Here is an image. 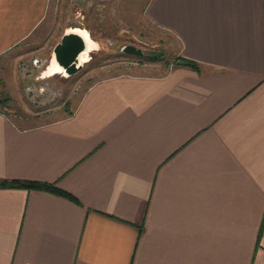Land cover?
<instances>
[{
	"label": "crops",
	"instance_id": "crops-1",
	"mask_svg": "<svg viewBox=\"0 0 264 264\" xmlns=\"http://www.w3.org/2000/svg\"><path fill=\"white\" fill-rule=\"evenodd\" d=\"M52 0H0V57ZM179 45L159 76L89 88L37 126L0 111V264H264V0H150ZM91 37L88 28H68Z\"/></svg>",
	"mask_w": 264,
	"mask_h": 264
},
{
	"label": "rangeland",
	"instance_id": "rangeland-1",
	"mask_svg": "<svg viewBox=\"0 0 264 264\" xmlns=\"http://www.w3.org/2000/svg\"><path fill=\"white\" fill-rule=\"evenodd\" d=\"M150 0H52L44 24L0 57V111L26 125L73 113L95 83L126 75L159 76L178 66L179 45L146 17ZM68 28H88L96 45L75 75H45ZM127 45L143 56L122 52ZM92 55V56H91Z\"/></svg>",
	"mask_w": 264,
	"mask_h": 264
},
{
	"label": "water",
	"instance_id": "water-1",
	"mask_svg": "<svg viewBox=\"0 0 264 264\" xmlns=\"http://www.w3.org/2000/svg\"><path fill=\"white\" fill-rule=\"evenodd\" d=\"M88 40L78 32L63 35L54 48V60L69 75H75L82 69L81 56L88 50ZM122 52L129 55L143 56L144 51L136 46L127 45Z\"/></svg>",
	"mask_w": 264,
	"mask_h": 264
},
{
	"label": "trees",
	"instance_id": "trees-1",
	"mask_svg": "<svg viewBox=\"0 0 264 264\" xmlns=\"http://www.w3.org/2000/svg\"><path fill=\"white\" fill-rule=\"evenodd\" d=\"M178 65H185L189 66L193 69L198 70L199 66L197 63L189 61L184 58H180L178 61ZM0 188H17V189H26V190H38L53 193L67 199H70L74 202H77L75 197H73L68 192L60 189L54 184L50 183H43V182H35V181H25V180H7V179H0Z\"/></svg>",
	"mask_w": 264,
	"mask_h": 264
},
{
	"label": "bare ground",
	"instance_id": "bare-ground-1",
	"mask_svg": "<svg viewBox=\"0 0 264 264\" xmlns=\"http://www.w3.org/2000/svg\"><path fill=\"white\" fill-rule=\"evenodd\" d=\"M87 40H88V50L82 54L81 56V61L82 63H85L87 59L90 58V51L94 50V46L96 45L88 36H87ZM92 56V55H91ZM54 62L49 66L48 70L45 71V75H51V74H56V73H63L66 75V73L64 72V70L57 64V62L55 60H53Z\"/></svg>",
	"mask_w": 264,
	"mask_h": 264
}]
</instances>
